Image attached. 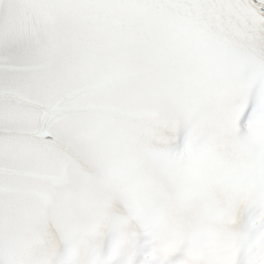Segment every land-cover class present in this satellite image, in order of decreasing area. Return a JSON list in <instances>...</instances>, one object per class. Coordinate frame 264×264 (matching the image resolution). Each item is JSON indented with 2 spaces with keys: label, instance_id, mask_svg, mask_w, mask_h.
<instances>
[{
  "label": "snow or ice",
  "instance_id": "6c2138e0",
  "mask_svg": "<svg viewBox=\"0 0 264 264\" xmlns=\"http://www.w3.org/2000/svg\"><path fill=\"white\" fill-rule=\"evenodd\" d=\"M0 264H264V0H0Z\"/></svg>",
  "mask_w": 264,
  "mask_h": 264
}]
</instances>
